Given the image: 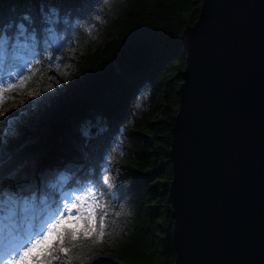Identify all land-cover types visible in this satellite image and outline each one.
<instances>
[{"label":"trees","instance_id":"trees-1","mask_svg":"<svg viewBox=\"0 0 264 264\" xmlns=\"http://www.w3.org/2000/svg\"><path fill=\"white\" fill-rule=\"evenodd\" d=\"M201 6L202 0H0L8 54L17 37L36 44L21 90L33 103L9 119L0 143L5 178L72 151L82 170L64 186L73 176V186L87 185L106 167L117 177L115 196L101 189L108 192L98 204L108 206L103 237H78L65 264L175 263L170 149L186 67L181 36ZM33 18L47 22L39 39L19 29ZM49 89L55 96L47 101L28 95L47 97Z\"/></svg>","mask_w":264,"mask_h":264},{"label":"water","instance_id":"water-1","mask_svg":"<svg viewBox=\"0 0 264 264\" xmlns=\"http://www.w3.org/2000/svg\"><path fill=\"white\" fill-rule=\"evenodd\" d=\"M181 40L174 264H264V0H202Z\"/></svg>","mask_w":264,"mask_h":264},{"label":"snow or ice","instance_id":"snow-or-ice-1","mask_svg":"<svg viewBox=\"0 0 264 264\" xmlns=\"http://www.w3.org/2000/svg\"><path fill=\"white\" fill-rule=\"evenodd\" d=\"M44 27H47V22L40 20L38 25L35 18L32 19L30 26H26L23 21L19 24L20 30L26 34L31 32L37 39ZM36 55L42 56L47 53L37 51ZM35 64L40 65L41 60L35 59ZM32 67L33 61L20 64L15 57L9 59L3 41L0 40V101H3L9 93L12 94V98L22 96L21 89L28 85ZM47 91H49L47 97L34 90L29 91L28 95L41 96L42 101H47L55 96L50 89ZM32 103L30 101L29 105L18 108L14 113H0V117L7 119L9 116L18 115L29 108ZM22 130L23 125L21 124L18 126V134ZM6 139L10 141L13 138ZM4 146L0 144V151ZM78 170L82 169L81 157L77 151L60 155L48 164L36 162L31 167L22 169L14 178V182L6 181L3 165L0 163V194L10 192L18 197L40 195L46 200H52L51 207L54 208L46 231L36 234L34 238L28 236L14 241L12 246L0 249V260H3L4 264H53V262L65 264V261L70 259L72 250L77 247L75 242L78 237L93 235L103 237L108 206L96 207V205L100 204V200L108 194L101 189L111 188L107 175H102L97 180L88 182L87 186L81 185L80 187H73L76 183L75 176H73L72 181L65 185L64 195L61 196L54 191L57 185L52 181L56 180L57 176L63 180L65 179L64 173H77ZM85 194L87 198L82 199ZM88 201L93 202L92 206L87 209V214L81 213V205Z\"/></svg>","mask_w":264,"mask_h":264},{"label":"rangeland","instance_id":"rangeland-1","mask_svg":"<svg viewBox=\"0 0 264 264\" xmlns=\"http://www.w3.org/2000/svg\"><path fill=\"white\" fill-rule=\"evenodd\" d=\"M0 40L3 41V46L5 48L6 46H9L10 43L5 39V36H0ZM10 47H12L13 52L8 54V58L10 59L15 57L17 62L25 64L27 61L32 60L34 53L33 49L36 47V44L33 43L32 40L23 36L14 39ZM73 77L74 76H72V78ZM23 89L21 90L23 91ZM29 102L30 100L27 95L12 98L11 93L6 94V98L3 101H0V113H14L18 108H24L25 105H29ZM15 116H9L7 119L0 117V143L2 141V135L5 133V129L7 128L9 119ZM90 129V124H86L84 126L85 133H89ZM10 133L16 134V129L12 127L10 129ZM119 146L122 148L123 145L119 143ZM104 175L108 176V182L111 185V188L109 189L110 193L112 196H115V182L117 177L107 167L105 168ZM64 176L65 179L63 180L57 176L56 180L52 181V183H56L57 185L54 191L61 196L66 192V188L63 184L66 180L72 177V173H64ZM6 181L14 182V179L12 177L7 178ZM86 198L87 194L82 197V199ZM52 203V200H46L45 197L40 195L18 197L10 192L0 194V208L2 210L0 212V235L5 234V232L9 229L14 230L13 233H6L5 236L6 242H9L10 236L13 235L11 237V244H13L14 241L22 240L23 238L29 236H26L24 233V225H27V229L31 231L30 236L33 238L36 234L46 231L47 225L50 223L54 212V208L51 207ZM92 203V201H88V203L82 204L80 212L87 214V209L92 206ZM96 207H98V205H96ZM18 250L19 249H17V251ZM0 264H4V261H0Z\"/></svg>","mask_w":264,"mask_h":264},{"label":"bare ground","instance_id":"bare-ground-1","mask_svg":"<svg viewBox=\"0 0 264 264\" xmlns=\"http://www.w3.org/2000/svg\"><path fill=\"white\" fill-rule=\"evenodd\" d=\"M24 229H25L24 230L25 235L26 236H28V235L30 236L31 231L29 229H27V225H24ZM13 232H14V230L9 229L7 232H5V234H1L0 235V249H5V248H8L9 246H12V244H11V237L13 235L10 236L9 242H6L5 236H6V233H13ZM0 261H2V260H0Z\"/></svg>","mask_w":264,"mask_h":264}]
</instances>
